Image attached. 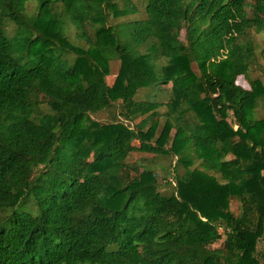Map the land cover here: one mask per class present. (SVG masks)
Segmentation results:
<instances>
[{
    "label": "trees",
    "instance_id": "obj_1",
    "mask_svg": "<svg viewBox=\"0 0 264 264\" xmlns=\"http://www.w3.org/2000/svg\"><path fill=\"white\" fill-rule=\"evenodd\" d=\"M29 1L0 0V264H264V0Z\"/></svg>",
    "mask_w": 264,
    "mask_h": 264
},
{
    "label": "rangeland",
    "instance_id": "obj_2",
    "mask_svg": "<svg viewBox=\"0 0 264 264\" xmlns=\"http://www.w3.org/2000/svg\"><path fill=\"white\" fill-rule=\"evenodd\" d=\"M132 2L137 7V12L130 14L128 16L120 17L119 19H111V22L116 23V22H120V21H124V20L145 18V16H146L145 1L144 0H132ZM35 11H36V2L34 0L29 1L26 4V13L28 15H31ZM5 24H6L5 28L7 31V35L9 37H12V35L15 33L16 25L9 20H7ZM66 31H67V34L70 36V38L74 41V39H73V31L74 30H72V28L67 27ZM252 34H253V39H254L255 48H256V59L248 71V79L258 78L264 84V75L262 73V68L264 67V31L261 33L252 32ZM19 53H21V52H19ZM162 60L163 59H161L160 62H162ZM118 68H119V61L118 60L112 61L111 62V68H110V75H108L106 77V79L108 81H110L109 79H112V77H114L116 75ZM193 68L197 71V67L195 66V64H193ZM248 79L246 77L241 76L238 79V83H240L242 86H244L246 88H249ZM134 98L144 99V100H148V101H156V102H161V103L165 104L166 102H168L172 98L171 83L166 84V85H162V86L157 87V88H152V87L140 88L136 91ZM165 110H166L165 105H163L159 108V112H164ZM257 116L258 117L262 116V110L260 109V106L257 109ZM96 118H97V120H100L101 122H105L108 119H111V111L102 112V113L98 114L96 116ZM231 123L236 128V126L234 125V122L231 121ZM134 144L137 145V142ZM140 156H142V153H137V152L132 153L129 157V160L131 162H133V161L137 160ZM169 160H170L169 157H164V156L159 157V160L157 162L159 165V172L161 174H162V170H163L162 167H167V165L169 164ZM162 190L169 191L166 188H163ZM231 208L235 214H237V215L240 214L239 204L234 199L231 201ZM221 242H223V239L218 240L216 243L220 244ZM262 253H264V238L259 239L258 244H257L258 258L261 262L264 263V255H261Z\"/></svg>",
    "mask_w": 264,
    "mask_h": 264
}]
</instances>
